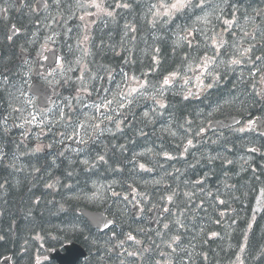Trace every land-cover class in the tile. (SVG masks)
Instances as JSON below:
<instances>
[{"label":"trees","instance_id":"trees-1","mask_svg":"<svg viewBox=\"0 0 264 264\" xmlns=\"http://www.w3.org/2000/svg\"><path fill=\"white\" fill-rule=\"evenodd\" d=\"M232 2L236 3L237 8L240 9L237 15L244 13L248 4L252 5V2L245 4L235 0ZM136 15L138 16V12ZM129 18L130 12L127 11L121 17V24L116 27L115 31H103L102 35L100 31H95L92 35L89 44L91 55L87 59L85 75H95L97 71L103 75V70L100 68L103 65L104 68L112 70L113 80L109 81L105 76L103 81H92L91 83L100 89L99 93L93 92L90 97L86 95L83 97L84 103L77 104L75 102L72 109H65L64 112L68 114V117L78 118L81 121L82 115H87L86 111L91 110L84 107V104L91 105L105 95L111 98L112 94L117 91V85L122 82L121 68L129 75L147 79L151 84L162 81L165 74V63L167 66L166 50L168 46L164 31H137L134 34L135 40L129 43L124 31H120L123 30L124 24L128 22ZM154 37H159V39ZM154 47L160 48L158 53L160 63L158 65L151 58ZM145 73H147L146 77ZM78 79H75V82H67V84L62 82L63 97L67 99L75 97V90L79 88ZM231 81H234V76ZM104 89L109 91L105 92ZM229 90L244 94L237 98L242 99L246 104L241 105L245 106L243 110L247 108L249 113H253V111L260 115L264 113L262 103L253 104L254 97L251 95L250 84L233 83ZM218 91L226 92L227 90L221 88ZM230 99L233 100V97ZM178 103L179 101H175V109ZM152 106L148 99H138L130 111L126 110L127 120L125 124L121 125L123 133L117 132L112 135L105 132L95 142L89 141L87 145H80L79 148L83 147L85 151L79 154L74 151H66L64 147H55L50 153L41 151L33 154V147L26 148V145L17 143L15 137L12 138L10 135L0 132V152L4 155V158L0 160V185H3L0 187V236L3 237L0 240V262L9 255L18 260L22 252H27L31 246H34L33 237L36 233L40 230L46 234L49 233L53 223L55 227H66V223H77L79 221L77 209L87 204V197L91 195L95 187L97 188L101 184L106 185L108 181L116 184V187L132 184L139 189L151 190H157L162 182L168 181L173 188H178L179 192L184 193L182 185L176 182L174 177L169 179L162 174L161 169L165 167L164 165L172 162L166 161L162 155L157 156L155 153L168 151L174 154L178 152L180 148H177V145L183 140L185 132L172 130L176 132V136H170L165 128L161 127L163 116L154 118L152 123L146 124L143 120V113L150 111ZM177 107L181 108L182 106ZM239 110L240 107H237L236 111ZM91 112L94 113V111ZM0 120H2L1 116ZM110 127L115 132V126L110 125ZM141 128L147 135H139L138 130ZM60 129L61 127L56 126V130ZM195 133L190 132L189 136L195 135ZM247 137L241 138L238 142L240 143V153L237 156L243 157V160L237 164L236 162L230 165L222 164L221 160L212 164L204 163L205 167L211 169L208 171L211 177L208 180L217 179V183L214 182L213 189L208 191L207 195L213 193V195L219 196L222 191L221 180L227 178L225 174L235 175L232 178V182L236 184L235 190H229V192L237 197L238 202L237 212L239 214L237 218L240 223L234 228L242 229L232 233L231 238L234 246L230 243V247L221 246L215 249L212 241H208V251H204L206 248L204 242L189 240L188 243L193 244L192 246L188 245L191 253H197L199 256L204 252L211 253V257H213L215 253L211 249L216 252L228 251L230 248L236 249L243 243L241 238H244L246 235L244 232L247 229L245 245V252L248 253L247 264H264V208L260 214H252L257 193L260 188L264 187V156L262 152L258 153L259 155L252 153L253 156L246 153L248 147L260 146L257 137ZM234 144L233 140L232 144H228L230 149H234ZM114 145L115 147H113ZM120 145L125 146L124 151L120 150ZM262 147L263 145L260 148ZM149 148L153 150L152 153L146 152ZM61 151L64 152L63 156L60 155ZM97 153L105 154L108 163L98 162L95 168L85 170L80 161L85 158H94ZM138 153H145V155L138 156ZM258 156L262 161L257 159H260ZM247 157H251V159L248 161ZM244 160H247L248 163L245 164ZM137 162L146 164L153 171H140L138 166L134 167ZM12 164H15V167H12ZM116 169H121V171H116ZM70 171L72 176L67 175ZM161 177L163 180L160 184L153 183ZM55 180L60 181L55 189L46 187V184ZM191 190L195 191L196 187L192 186ZM198 198L200 203L208 205V209L212 207L211 204L216 205L215 196L201 194ZM194 200L192 199L191 202L182 200L180 203L183 205L194 204ZM217 218H219L218 215ZM192 219L188 226H190L191 236L195 237L199 234L197 231L199 224L198 218L192 217ZM244 221L248 222L247 226L246 223H243ZM206 225H209L208 221ZM223 238V244L229 243L230 234L224 233ZM216 245H220L219 242H216ZM194 257L192 264L201 259V256Z\"/></svg>","mask_w":264,"mask_h":264},{"label":"snow or ice","instance_id":"snow-or-ice-1","mask_svg":"<svg viewBox=\"0 0 264 264\" xmlns=\"http://www.w3.org/2000/svg\"><path fill=\"white\" fill-rule=\"evenodd\" d=\"M52 5L58 10L61 7V0H52ZM49 6L48 0H44L43 7L47 9ZM75 7L82 13L79 15L78 19L82 25L83 36L77 41V49L80 50L83 55L76 61L77 64H80L84 56L91 55L87 42L90 39V29L92 24L95 23V20L89 18L96 17L97 19H103L105 25H107L108 21H116V9L132 11L133 5L130 0H114L113 3H109L108 0H76ZM145 9L142 18L151 29L167 30L175 37L173 40L174 54H176L177 49H188V51H184L180 57V67L170 72L167 76H164L162 81H159L157 84H151L147 79L129 75L128 72L121 68L120 73L122 75V82L120 85H117V91L112 94L111 98L105 95L102 96L98 102H94L91 105L84 104V107L93 109L94 114L88 116L83 122L77 120L73 123L68 119V114L64 112L63 108L57 106V115L59 117L57 122L64 121L68 127H71L72 132L71 134L61 132L60 136L62 139L54 143L63 145L66 140L74 139V142L78 145H87L89 141L95 142V140L103 136L105 132L111 133L112 135H115L117 132L123 133L121 125L125 124L127 120V113L125 110L130 111L138 99H150L153 102L150 111H145L143 113L144 122L146 124L152 123L154 118L162 117L165 111L168 110L169 105L165 102L168 92H172L174 96H181L184 101L190 102L192 99L198 98L203 92L220 84L223 79V74L220 72L221 68L224 69L226 74L229 70L235 71L237 68H241V66L246 67L248 69V78L246 79L243 71H241L239 83L250 84L252 88L251 95L254 97L253 104L262 103V106H264V48H262L260 55L254 54V49L257 47L255 43V41H257V33L260 34L261 38H264V29L260 28L255 23V18H264V8L255 10V16H252L247 11L241 15H237L240 9L237 8L236 3L232 2V0H148ZM33 11H35V9H33ZM7 12V6L0 7V13L6 14ZM75 15L76 12H71V16ZM52 19L55 20V17ZM242 20L243 23H241ZM250 26L252 27V31H249ZM218 27H220L219 31L217 30ZM137 31V26L134 23L127 22L124 24V35L128 37L129 43L135 40L136 37L134 34L137 33ZM19 32L20 29L13 26L12 35L8 36L9 42L12 41V36L19 34ZM66 32H72V29L67 28ZM226 33L229 34L231 37L230 39L226 38ZM154 38L159 39V37ZM48 40L53 44L56 42L54 36H49ZM101 44H103V41H101ZM46 46L47 45H45V47ZM69 47H71V45H69ZM23 51L24 49L21 48V52ZM113 51H115V49H113ZM159 52V47H154L152 50L151 58L156 65L160 63L158 59ZM249 65L253 67H249ZM61 68H63V64H61ZM100 68L103 70V75L100 71H97L95 75H81L79 77L78 94L71 99L66 98L67 103L64 107L72 109L73 101L77 104L84 103L83 96L80 93L89 97L92 96L93 92L99 93L100 89L96 88L95 85L91 83L92 81H103L105 76H107L109 81L113 80L111 74L112 70L110 68H104L103 65H101ZM71 70L72 69L69 68L65 71H61L58 76L53 77V80L59 83L60 80L63 79L64 82L67 83L68 80L71 79L67 76V71ZM84 71L85 73L87 72L86 67ZM189 72L193 73V75L189 76ZM23 75L25 74L22 73V78ZM144 76L146 77L147 73H145ZM209 77L211 78L210 82L205 83V79ZM257 77L259 78L257 79ZM194 78L196 79L197 91H193L192 88H185L184 85L190 84ZM177 79L183 81V85L179 89L174 87ZM0 83L7 85L8 78L4 77V80ZM23 84H28V81L24 80ZM23 84L20 87H16L15 84L9 85L10 89H15V91H9V106L13 113L20 114L14 118L13 124L16 127L24 128L25 135L27 136L29 129L25 128V125H32L35 123L37 127H40L42 120L37 122V116L29 110L32 101L31 98H26ZM28 86L31 87L30 84H28ZM90 88L91 90H89ZM104 91L107 92L109 90L104 89ZM255 98L259 99L257 100ZM222 107V105H217L215 111H220ZM244 111H247V108H245ZM25 113H27V115H25ZM9 115H11V113ZM209 115H211V113H209ZM8 119L9 117L5 116L0 120V132L7 133L10 130ZM16 120L22 122L17 124L15 123ZM233 120L237 124L242 123L241 120L235 117H233ZM258 124L262 129L260 135L264 136V116H249L243 126L236 129V131L239 133L253 132ZM110 125L115 126V132H113ZM192 126L193 121L191 120H185V124L179 125V127L185 130L183 140L177 145V148L182 147L183 149L180 155H173L168 151L155 153V155H162L166 161L183 159L185 153H189L191 148L196 147L193 142L195 137L189 138ZM165 131H167L170 136H176V132L172 131L170 127L165 129ZM138 132L139 135H147L143 128L139 129ZM204 132L205 128L203 124H201L198 126L195 135L202 136ZM43 134V129H41V132L37 134V144L35 148L32 149L33 154L41 152L45 147L49 149L53 147L52 144L43 145L40 142V137H42ZM184 140H186V144L183 142ZM213 143H215V141H213ZM113 147H115V145ZM119 148L121 151L125 150L124 145H120ZM71 150L79 154L84 152L85 148L81 147ZM247 151L249 153H256L259 150L256 147H248ZM146 152L152 153L153 150L149 148ZM60 155L63 156L64 152L61 151ZM137 155H145V153H138ZM193 156L194 159L192 161H186L188 166L193 168L197 165H201V160L207 161L208 164H212L216 160H221L222 164L233 163L232 160L219 154L217 156L201 154L199 159L195 158V154H193ZM3 158L4 155L0 152V160ZM98 162H103L104 164L108 163L105 159V154L97 153L94 158H85L80 161L85 170L95 168ZM53 163H55V161H53ZM244 163L247 164L248 161L244 160ZM11 166L15 167V164ZM136 166L143 172L153 171L151 167H147L144 163L137 162L134 164V167ZM161 167H163V165H161ZM36 171H39V169H36ZM116 171H121V169H116ZM174 171L176 174L182 175L179 168L174 169ZM253 171H255V169H253ZM165 174L172 175V173L167 170ZM67 175L72 176V172H68ZM205 176H207V173H205ZM162 180L163 177L155 180L153 183L160 184ZM59 183V180H55L52 183L46 184V187L55 189ZM204 183V179H197L194 181V186H203ZM0 187H3V185H0ZM97 191L99 195H94L87 199L93 202H104L107 199L104 193L111 192L112 197L122 199L125 210H128L130 207L136 211L143 212L144 206H147L150 202V193L147 190L142 193L137 192L132 184L128 185L131 199L129 195H124L115 191L111 184L106 188L101 186V189ZM194 194V190L187 191L184 193V196L191 202ZM177 195L178 193L173 191L167 196H161L160 201L163 202L164 206H162L161 203H152L151 208H149V211H151L152 208L157 209L158 216L169 214L175 215L176 217L174 220L163 223L164 231H158L156 233L157 237L160 238V243L148 237V244L145 245L144 241L137 239V237L129 231L125 234V239L120 240L117 245V247L123 249L121 253L123 259H121L120 264H173V257H179L181 252H186L189 259L191 258L192 253L188 252L181 244L179 229L187 227L180 218V216L184 214L180 213L177 215L172 213V209L166 206L175 204V197ZM217 201L219 204L225 203V201L219 199V197H217ZM37 203H39V201H37ZM257 205L260 208H264V190L261 191V198L257 200ZM135 214L136 213L133 212L134 216ZM223 215L224 213H221V216ZM163 219H168V216H163ZM93 222L96 224L97 228L101 230L114 229L117 226L116 220H108L103 216L94 217ZM170 223L178 226L175 233H171ZM116 235V232L113 231V237ZM217 235L218 233L216 232L211 233V237L213 238ZM166 237L167 239H165ZM2 239L3 237L0 236V240ZM37 239H39V237H37ZM129 241L132 242L131 245H128ZM125 245L128 246L125 247ZM165 249L170 251L166 252ZM240 252H244L243 247L240 249ZM236 261L237 264H244V260L240 255L236 257ZM37 264H39V261H37Z\"/></svg>","mask_w":264,"mask_h":264},{"label":"flooded vegetation","instance_id":"flooded-vegetation-1","mask_svg":"<svg viewBox=\"0 0 264 264\" xmlns=\"http://www.w3.org/2000/svg\"><path fill=\"white\" fill-rule=\"evenodd\" d=\"M111 1L114 0H108V2ZM43 3L44 0H0V7H8V12L6 14L0 13V82L4 80V77L8 78L7 85L0 83V116L2 119L5 116L9 117L10 113L11 115L14 114L9 106V91H15V89H10L9 85L15 84L16 87H20L24 80H27L30 85L34 82L47 84L48 82L53 81V77L56 76L58 70H54L49 74L44 72L45 62L48 58L49 51L57 49L60 51L63 58L68 55L69 45H65L64 42L60 40L57 44H48V37L54 36L56 41L58 38L56 31H66L67 28H71L72 31H82V25L78 19L79 15L82 13L75 7L76 0H61V7L58 10L52 5V0H48L50 6L47 9L43 7ZM33 9H35V11H33ZM71 12H76V15L71 16ZM53 17H55V20L52 19ZM91 20L98 22L99 19L91 17ZM13 26L19 28L20 32L19 34L12 36V41L9 42L8 36L12 35ZM90 31H93V28H91ZM98 31H103V26H100ZM150 31L156 30L150 28ZM161 31H166V34L169 35L172 40L175 39L170 31ZM250 31H252V27ZM255 43L257 44V47L254 49V54L260 55V49L261 46H263V42L255 41ZM45 45L47 46L45 47ZM21 48L24 49L23 52H21ZM180 51L182 52V50L177 49L176 54H174L172 48V56H180ZM222 70L224 71V69ZM22 73L25 74L23 75V78ZM193 80H195V78ZM210 80L211 78L209 77L208 79H205L204 82L209 83ZM227 80V78L222 79V81ZM28 84H23L24 88L26 85V95L30 94V87ZM211 94L212 93L209 92H203L199 97L211 96ZM213 95H215V93H213ZM182 117L183 118L179 120L180 123H178L177 126L173 125V128L184 130V128L179 127V125L185 124V120H191L193 121L191 130H195L201 125L200 122L204 121V116L200 114L186 113ZM45 121H49L50 124H52L54 120L46 119ZM167 121L176 120L169 118L167 115ZM211 121L212 120L207 121L203 124V127H206ZM13 129H17V127L14 126ZM45 137L46 135L43 134L42 138H40V142L43 145L54 144L52 143V140L44 139ZM34 144H37V140H35ZM126 194L130 195V192L124 193V195ZM151 200L152 198L149 196L150 202L147 206H144L143 212L136 211L130 207L128 210H125L124 202L119 204H109L107 208L102 210L98 209L104 211L107 217L111 220H116L117 226L114 229H108L105 232H100L91 228V234L87 237L83 236V241L78 243L86 252V258L80 260L78 264H120L121 259H123V256H121L123 249L117 247V245L120 240L125 239V234L129 231H131L137 239L144 241L145 245L148 244V237H151L153 240H156L157 243H160V238L157 237L156 233L158 231H164L163 223L169 222V218L174 217L175 215L162 214L158 216L155 208H152V210L149 211V208H151V204L153 203ZM154 203L158 202L155 201ZM133 212L136 213L135 216L133 215ZM172 213L177 214V209L172 210ZM221 213H224V217L226 215V210H223ZM212 215H214V211H212ZM163 216H168V219H163ZM84 222L85 224L87 223L86 221ZM86 231H90V228H86ZM113 231L117 234L115 237H113ZM165 239H167V237ZM72 242L73 241L66 243L63 242V240H60L50 244L49 248L45 247L43 248L44 250L34 253L35 261L33 264H37V261H39V264H56V262L49 260V253H47V251L60 249L61 252H65L64 246ZM131 244L132 242L129 241L128 245ZM128 245H125V247ZM165 251L167 252L170 250L165 249ZM188 262L189 261L186 260L185 264H189Z\"/></svg>","mask_w":264,"mask_h":264},{"label":"rangeland","instance_id":"rangeland-1","mask_svg":"<svg viewBox=\"0 0 264 264\" xmlns=\"http://www.w3.org/2000/svg\"><path fill=\"white\" fill-rule=\"evenodd\" d=\"M90 19V18H89ZM67 33H69V32H66V31H58V36H61L62 34H67ZM82 36H83V31H82ZM82 36H80V39L82 38ZM264 38H261V37H259L258 38V40H260V41H262ZM58 41V38H57V40H56V42ZM78 41V40H77ZM77 41H76V47H77ZM79 58L78 59H80L81 57H82V55H83V53L79 50ZM77 59V60H78ZM76 60V61H77ZM85 60H86V56H84L83 57V60H82V62L80 63V64H77L76 63V61L74 62V64H73V66H71V65H68V66H66L65 68H63V70L62 71H65V70H67V69H69V68H71L72 70L71 71H67V76H69L70 74H73L78 68H79V75L81 76L83 73H85V71H84V69H85ZM249 67H253L252 65H249ZM195 80H193L190 84H188V85H184V87L185 88H192V90L194 89V84L196 83V81L194 82ZM49 83V85H51V86H53V87H55V86H57V83L55 82V81H50V82H48ZM183 85V84H182ZM181 85V86H182ZM180 86V87H181ZM215 88H218V89H220V88H222V87H220V86H215ZM220 93V92H219ZM82 96H83V93H80ZM28 96H30V95H28ZM240 96H242V93L240 92V95L238 96V97H240ZM31 97V96H30ZM237 97V98H238ZM32 99H31V101H32V105H31V107H35V105H34V103H36L35 102V99L33 98V97H31ZM88 105H90L89 103H88ZM93 110V109H92ZM36 116H37V122H40L41 120H42V123H41V125H40V127H37L36 126V124L34 123V124H32V125H25V128H28L29 130H36L35 131V133L36 134H39L40 132H41V129L42 128H44L43 130H45L46 132H48V133H50V131H48L47 130V128H49V126L50 125H52V124H55V123H58L57 121L59 120V117H58V115H56L57 114V109H55V110H49V111H47V112H39V111H36L34 108L31 110ZM88 114L87 115H82V117H81V120H85L84 119V116H91V114L93 115L94 113H92L91 112V110H89V111H86ZM46 119H55L54 121H53V123L52 124H50L49 123V121H46L45 122V120ZM71 121L73 122V123H75V120L74 119H71ZM30 132V131H29ZM31 133H33V132H31ZM51 134V133H50ZM62 139V138H61ZM72 141H74V139H72ZM65 149H69V148H67V147H64ZM66 151H68V150H66ZM114 184V183H113ZM114 185H116V184H114ZM98 190V189H97ZM95 192H96V190H95ZM94 195H99V193H96V194H94ZM107 198V197H106ZM261 198V191L259 192V194H258V196H257V198H256V202H255V211H261L262 210V208H260L258 205H257V200L258 199H260ZM113 199H116V197H114V198H107L105 201H108V203L107 204H114V202L112 201ZM90 202H92V201H90ZM98 203H102V202H98ZM234 264H237V261L236 262H234Z\"/></svg>","mask_w":264,"mask_h":264},{"label":"water","instance_id":"water-1","mask_svg":"<svg viewBox=\"0 0 264 264\" xmlns=\"http://www.w3.org/2000/svg\"><path fill=\"white\" fill-rule=\"evenodd\" d=\"M31 91L33 93H35V94L38 95V97H39L38 98V104H39V106L41 108L46 109V108H48V107L51 106V103L53 101V94L50 91V89H46V90H43L42 89V94H41V90L38 87H36V85H35L34 87H32ZM235 118L242 121L241 118H238V117H235ZM236 125H238V124L235 123V121L233 120V118L228 119V120H224V121L215 122V123L212 124L211 127L208 128L206 134L213 127H217L219 129H228V128L234 127ZM257 130L258 131H261L262 130L261 127L259 126V124H258ZM82 213L85 215L86 219L92 223V226L95 227V228H97V226L93 222V218L94 217H98V216L105 217V215L103 213H98V212H91V211L83 210ZM74 249H79V247L76 246V245L73 246V249H72V246L67 247V254H65L63 256L56 255L53 258L58 259L59 264H73L76 261L77 257H79V253L76 255ZM8 261H9L8 259L7 260H4L2 262V264H8L9 263Z\"/></svg>","mask_w":264,"mask_h":264},{"label":"bare ground","instance_id":"bare-ground-1","mask_svg":"<svg viewBox=\"0 0 264 264\" xmlns=\"http://www.w3.org/2000/svg\"><path fill=\"white\" fill-rule=\"evenodd\" d=\"M264 114V113H263Z\"/></svg>","mask_w":264,"mask_h":264}]
</instances>
